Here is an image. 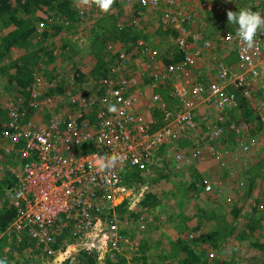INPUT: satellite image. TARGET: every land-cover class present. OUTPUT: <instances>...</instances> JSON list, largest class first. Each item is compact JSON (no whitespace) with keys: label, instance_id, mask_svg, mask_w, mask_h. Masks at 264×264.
Returning a JSON list of instances; mask_svg holds the SVG:
<instances>
[{"label":"built area","instance_id":"1","mask_svg":"<svg viewBox=\"0 0 264 264\" xmlns=\"http://www.w3.org/2000/svg\"><path fill=\"white\" fill-rule=\"evenodd\" d=\"M125 1L146 9L164 7L160 19L174 32L176 49L164 52L169 61L144 38L128 44L112 40L108 48L115 62L97 82L100 95L95 99L71 89L62 99L68 107L54 105L48 120L26 119V97L28 105L38 111L53 102L46 91L55 81L38 73L29 95H7L1 100L6 117L0 130V161H18L7 186L14 216L2 234L22 243L34 240L52 251L60 217L76 212L80 241L58 247L62 249L60 262L73 260L76 251L91 254L101 242L117 245L122 239L117 196L130 193L133 187L125 182L126 171L146 169L156 151L182 164L189 154L198 156L201 144L210 146L212 157L224 158L215 143L226 133L233 132L237 146L245 152L264 142V32L257 34L249 49L236 36L237 29L225 28L218 38L198 30L191 24L193 11L180 0ZM226 1L203 0L201 8L223 14L228 9ZM87 7L98 8L95 4ZM223 43L233 44L234 59L218 52ZM175 53H181V58ZM210 60L215 71L207 77L202 70ZM145 81L160 112L162 123L157 127L155 117L140 109L141 97L147 95ZM162 89H168L167 98ZM244 106L255 114V121L243 115ZM88 108L95 111L94 121ZM200 109L207 117L210 114V122L199 120ZM200 130L206 135L200 134L192 147ZM114 154L121 157L117 165L101 169V161ZM203 185L205 191L213 189L208 179ZM230 259L229 264H248L242 255Z\"/></svg>","mask_w":264,"mask_h":264},{"label":"rangeland","instance_id":"2","mask_svg":"<svg viewBox=\"0 0 264 264\" xmlns=\"http://www.w3.org/2000/svg\"><path fill=\"white\" fill-rule=\"evenodd\" d=\"M226 2L227 4L232 2L235 7L231 11L238 12L239 9H251L264 15V3L256 4L254 0H227ZM73 3L77 7L78 19L71 20L66 15L48 17L44 8L39 11V14L44 17V21L36 23L31 50L40 48L41 51L49 50L55 55V59L53 58L52 62L39 60L33 69V76L35 77L39 73L47 79L55 81V88H58V86L62 87V90L49 94L53 99L51 104H46L39 109L38 116L46 120L50 118L54 105L68 107L67 105L63 106L62 99L67 96V92L71 89L74 91L79 89V91L87 96L89 95L92 99L100 95L97 82H99L101 77L97 78L95 66L99 62L98 57L101 53L103 41L98 37L100 32L104 33L105 30L111 33L116 22L135 25L136 31L142 34L141 38L158 47L161 56L164 52H175L176 50L173 48L172 43L174 32L163 25L160 19L161 11L164 7L138 8L137 4H129L125 0H115L111 11L104 13L98 8H88L87 6L79 5L78 0H73ZM179 3L188 6L193 11L194 16L191 24L202 31H204L202 27H205V30L207 29L206 27L210 28V31H208L210 33L207 32L206 34L211 37L218 38L217 36L220 33L218 31L225 27L238 28V25L228 23L225 13L215 17H210L209 14L203 15L202 11L198 10L197 4L199 0L194 2L193 0H180ZM197 15L199 18L195 19ZM46 18L48 19L47 22L45 21ZM57 24L59 25L56 26ZM44 30H46V34L43 33ZM1 34L2 31L0 30ZM101 36L104 38V34ZM109 41L112 40H107L106 47L105 49L103 48V52L107 53V57L111 55L108 48ZM228 47H232V45L223 43L220 48L228 49ZM26 52L25 47H12L6 59L1 62V65H11L13 61L20 59ZM98 53L99 55H97ZM41 54L44 55V52ZM56 59L57 62L55 61ZM105 59L108 60L107 58ZM212 63L213 60H210L209 64L204 66L202 70L204 71L202 72L204 76L212 77L215 71ZM58 64L59 66H57ZM56 66L58 68L53 70V67L55 68ZM7 70L15 71L16 69L11 67L7 68ZM56 74H58V77ZM144 84L147 86V95L141 97L140 109L146 113L145 115H153L155 117L154 127H157L162 123L160 112L155 109L157 102H154L149 96L152 90L148 86V81H145ZM18 90H21V87L17 84L11 86L7 83L6 76L0 75V101L7 95L13 96L17 92H23ZM162 92L167 98L168 89H162ZM242 102L244 104L243 100ZM87 111L89 118L94 121L95 111L92 108H88ZM245 111L250 114L246 106L242 108L243 115H246L245 117L248 120L255 121L256 117L253 114L248 117ZM232 115L235 116V112ZM206 117V111L200 109L199 120L204 123L212 120L210 114L207 117V121H205ZM3 119L4 117H0V121H3ZM200 134L203 137L206 135L204 131L200 130L193 137V142L197 141V137H201ZM231 141V133H226L223 137L216 140L215 145L224 156L221 159L212 157L210 146L203 144L198 156L191 157V154H189V158L185 157L187 159L185 163L177 164L173 160V156L167 158L162 150H158L146 169H134V172H139L134 176L136 180L131 183L133 186L131 192L128 194L120 193L117 196L119 204L126 201L121 209H117L120 214L119 231L122 234V239L119 240L117 245H111L110 243L106 246L105 243L101 242L99 250H94L91 253L95 258V264H142L143 259L141 256L146 254L150 256L149 261L151 263L157 261L158 264H162L160 259H156L157 255L165 254L169 249H172V244L177 237L184 236L185 239H188L187 235L190 236L189 233L193 232L192 237L195 238L200 233L211 234L216 229L230 228L225 223L228 222V219L229 221L232 219L229 214L233 209L232 205L235 206L241 203V200H245L244 204L247 206H250L251 203L248 200V195L243 196L241 192H238V189H242L249 182L247 171L252 169L253 173L257 174L259 178L262 175L264 176V166L260 164L258 166V163H262L261 161L264 164V142L258 147H254L251 151L245 152ZM174 154L176 155V153ZM17 164L18 161L10 159L0 161V183L7 179L13 181ZM230 172L231 176H229ZM204 179H208L212 183L213 189L211 191H205L203 183L201 184ZM132 180L133 178L128 179L129 182ZM193 180L198 181L199 189L189 186ZM10 181L5 183V189H7ZM228 188H233L236 191L225 192V190H229ZM148 191H154L157 196L152 203L141 206V200ZM7 194L8 190H5V193L0 198L1 209L5 205H9ZM259 199L263 202L264 196L261 195ZM130 205L133 208L130 209ZM135 210L140 211L138 217L132 214ZM76 215V212H74L72 217L62 216L58 222L56 236L63 237L64 247L80 241L78 237L80 228L76 224ZM186 216L188 217L189 225L187 231L182 230V232H179L176 226L173 225L175 223L167 220L169 217H173L181 221ZM2 233L0 232V252L10 250L12 253V258L6 264H49V262L50 264H76L80 261L79 251L75 250L76 257L73 260L72 258H66L60 262L62 249H54L52 246V251L48 248L41 249L40 245L30 239H28L30 240L29 245L21 248L22 242L9 237L10 241L8 236H4ZM251 236L253 240L250 243H260L261 240L259 238L262 237L264 241V235L261 233H258V235L254 233ZM257 238L258 241L256 240ZM220 243L222 245L217 248H211V246L207 245V242L198 243V247L207 248L209 264H227L229 258L232 257V250L237 245L240 246L239 248H244V257L253 255L255 249L257 250L258 248L253 245L249 249L247 247L248 243L243 242V239L240 240V244H238V240H227V243L222 241ZM261 249L264 250V248ZM180 255H183V253ZM246 259L249 261V258L246 257ZM55 260L56 262H54ZM248 264L260 263L253 259Z\"/></svg>","mask_w":264,"mask_h":264},{"label":"trees","instance_id":"3","mask_svg":"<svg viewBox=\"0 0 264 264\" xmlns=\"http://www.w3.org/2000/svg\"><path fill=\"white\" fill-rule=\"evenodd\" d=\"M74 4L75 3H73V0H0V30L2 31V34L0 35V75L6 76L7 83L11 86L17 84L19 87H21V90L18 91L23 92H17L14 95H17L19 93L29 95V87L34 82L33 69L37 65L38 61L42 60V62H52V59H55V55L52 54L49 50L41 51V48L31 50L33 45L32 41L34 39V33L36 30V23L38 21H44V17L39 14L40 9L43 10L45 8L44 11L47 12L48 17L66 15L68 19L75 20L78 19V13L77 7H75L76 4L75 6ZM138 8L142 7L138 6ZM45 21L47 22L48 19L46 18ZM58 25L59 24H57L56 26ZM43 33L46 34V30H44ZM103 34L104 38L102 36L100 37V35ZM141 37L142 34L136 31L135 25L125 22L123 24L116 22V25L114 26L113 31L111 33H109L107 30H105L104 33L100 32L98 38H101L100 40L103 41V44L101 47L100 55L99 53L97 54L99 55V62L95 66V73H97L96 75L100 77L107 75L109 73L110 64L115 60V55H110L109 57H107V53L103 52V48L105 49L107 40H121L124 43L128 44L136 42L137 39ZM12 47H25L27 52L23 54L20 59L13 61L12 64L10 63L11 65H1V62L4 61L3 59H6ZM42 52H44V55L41 54ZM177 56L181 58L182 55L181 53H178ZM105 58H107L108 60H106ZM163 58L167 61L170 60L168 57H166V53L163 54ZM9 66L15 67L16 70H7V68H11ZM55 69L56 67H53V70ZM81 75H83V73H81ZM56 76L58 77V74H56ZM59 90H62L61 86H58V88H48V90L46 91V95L55 93ZM23 104L24 107H26V119H36V117L42 118L38 116V110L28 105L27 97L26 100H23ZM4 116H6V111L1 107L0 104V117ZM3 128L4 124L2 121H0V130H2ZM192 145V147L196 146V142H192ZM138 172L139 171L134 172V170L133 172L129 171L128 173L133 174L131 176L129 175L128 178L131 179V177L136 176ZM134 180L136 179H133L132 182ZM7 181H10V179H7L6 181L4 180V182L2 181L0 183V198L5 193V190L7 191V189H5L4 187ZM11 182L12 180L8 183L7 186H10ZM197 183L198 181L193 180L189 184V186L196 187L199 189ZM202 183L203 182L201 181V184ZM156 196L157 195L154 191H148L145 194L144 198L141 200V206L152 203L155 200ZM124 202L126 203V201H123L119 204V209H121ZM263 202H257L259 208L264 207ZM253 212H256V210ZM139 213L140 211L135 210L132 214L138 217ZM13 216L14 209L12 206H9L7 204L5 205V207H3V209L0 208V232L4 231L8 227L11 220L13 219ZM167 220L174 222L175 224L173 225L176 226L179 232H182V230L187 231V229H189L187 216L184 217V219H181V221L177 220L176 218L174 219L173 217H169ZM258 226L259 224H250L247 227L250 228V230L252 231L253 227ZM222 231L223 233H221ZM231 231H233L231 227H226V229H216L211 232V234L200 233L199 235L195 236V238L187 235L188 239H185L184 236H179L176 238V241L172 244V249H169V251L165 254L157 255L156 259H160L162 261V264H209V254L207 248L198 247V243L207 242V245L211 246V248H217L222 245V243H220L221 241L223 243H227V240H230L229 233ZM241 238L242 236L238 237V244H240L239 242ZM23 243L21 248H23V246L26 247L27 245H29L30 240H28L27 238ZM61 245H63V237L57 235L52 241L51 246L55 249ZM40 248L44 249L43 246H40ZM235 249L239 251V245L234 247L232 252H235ZM9 251L0 252V260H4L6 263H8L9 260L12 258V253L11 251ZM37 252L39 251L37 250ZM181 253H183V255H180ZM141 257L143 259L142 264H158L157 261H155V263H151L149 261L150 256L148 254L142 255ZM79 259L80 261L76 264H95L94 256L86 251L80 252ZM230 261L231 259L229 258L227 263L229 264ZM249 262L250 261H248V263Z\"/></svg>","mask_w":264,"mask_h":264},{"label":"crops","instance_id":"4","mask_svg":"<svg viewBox=\"0 0 264 264\" xmlns=\"http://www.w3.org/2000/svg\"><path fill=\"white\" fill-rule=\"evenodd\" d=\"M194 1L195 0H193V2ZM202 2H203V0H199V3L197 4V6H198V10L202 11L203 15L209 14L210 17H215L218 15L224 14V13L223 14H220V13L210 14V13L205 12L203 8H200ZM234 8L235 7L232 5V2L228 3L227 11L228 10H234ZM226 13L227 12H225V14ZM197 18H199L198 15L195 19H197ZM193 23H195V22H193ZM200 24H202V23L200 22ZM200 27H202V26H200ZM202 28H204L205 32L210 31V28H208V27H206L207 28L206 30H205V27H202ZM225 28L235 29V28H232L231 26L225 27ZM225 28H222V30ZM236 29H238V28H236ZM221 31H218V32H221ZM208 33H210V32H208ZM231 45L233 46V44H231ZM220 54L223 55L224 57L228 58L229 60H232L235 57V53L232 50V47H228V49L225 48V49L221 50ZM209 59H211V57H209ZM55 61L57 62V59ZM207 64H208V62H207ZM57 66H59V64ZM57 66H56V68H58ZM247 110H249V109L247 108ZM245 112L247 113L248 117H250V115L252 116V114L255 116V114L250 110H249L250 114L247 111H245ZM5 117L6 116H4V119H5ZM4 119L2 122H4ZM231 135H232V141L231 142L232 143L234 142V143H236L235 145H238L237 139H236V137H234L235 134L232 132ZM186 142H189V140L184 141V143H186ZM90 148L91 147H86L85 150H88ZM261 162L262 163H258V166H260V165L264 166L263 161H261ZM128 172H129V170L126 171L125 182L127 184H131L132 181L129 182L128 177H129V175L131 176L132 174L128 173ZM247 174H248L247 178H248L249 182L242 189L241 188L238 189V192H241L243 194V196L248 195V200L251 201L250 206H247L244 204L245 200H241V203H238L235 206L232 205L233 209H232V211H230L231 213L229 212V214L232 216V219H230V221L228 219L229 223L227 222V223H225V225H229V227H231V229H233V231H231L229 233L230 241L231 240L237 241L238 237L242 236L241 239H243V242L245 241L248 243V245H247L248 248L252 247L253 245L258 247L257 250L255 249V252L253 253V255H250V256L246 255V257L249 258V261L250 260L253 261V259H256L257 263L264 264V250L261 249V248H264V241L262 240L263 237L259 238V240H261L260 243H258V242H255L254 244L250 243V241L253 240L251 234L255 233L256 235H258V233H261L262 235H264V207L259 208L258 203H257V201H261L259 199L260 196L261 195L264 196V176L262 175V177L259 178V176L257 174L253 173L252 169L247 171ZM229 176H231V172H230ZM132 178L135 179L134 177H131V179ZM228 189L229 190H225V192L236 191V190H233V188H231V189L228 188ZM255 210H256V212H253ZM250 224H253V225L259 224V226L253 227V229L251 228L252 229V231H251L250 228L247 227ZM256 240L258 241V238ZM243 249L244 248H239V251L237 249H235L234 250L235 252H232V256L242 255L244 257L245 255L243 254L244 253ZM252 250H253V248H252ZM260 250H261V252H259Z\"/></svg>","mask_w":264,"mask_h":264},{"label":"clouds","instance_id":"5","mask_svg":"<svg viewBox=\"0 0 264 264\" xmlns=\"http://www.w3.org/2000/svg\"><path fill=\"white\" fill-rule=\"evenodd\" d=\"M146 2V0H142ZM78 4L82 6H91L95 4L102 12L109 13L115 4V0H78ZM227 21L229 24L238 25L236 36L240 41L251 49L255 45V38L259 32H264V15L254 12L251 9H239L238 12L228 10ZM121 160L117 154L106 157L101 161L99 167L101 169L114 168ZM0 264H6L4 260H0Z\"/></svg>","mask_w":264,"mask_h":264}]
</instances>
